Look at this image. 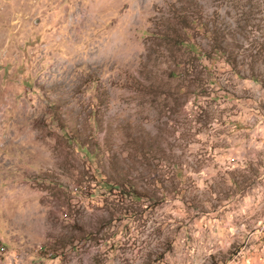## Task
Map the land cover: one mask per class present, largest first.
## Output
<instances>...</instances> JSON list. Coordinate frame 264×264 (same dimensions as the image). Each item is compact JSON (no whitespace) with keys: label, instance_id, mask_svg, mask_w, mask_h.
I'll list each match as a JSON object with an SVG mask.
<instances>
[{"label":"rangeland","instance_id":"rangeland-1","mask_svg":"<svg viewBox=\"0 0 264 264\" xmlns=\"http://www.w3.org/2000/svg\"><path fill=\"white\" fill-rule=\"evenodd\" d=\"M0 264H264V0H0Z\"/></svg>","mask_w":264,"mask_h":264},{"label":"trees","instance_id":"trees-1","mask_svg":"<svg viewBox=\"0 0 264 264\" xmlns=\"http://www.w3.org/2000/svg\"><path fill=\"white\" fill-rule=\"evenodd\" d=\"M193 50V52L196 54V50H194L193 48H191V51Z\"/></svg>","mask_w":264,"mask_h":264}]
</instances>
